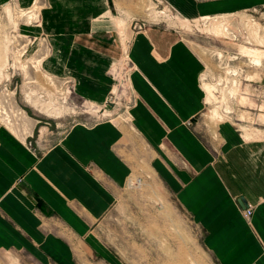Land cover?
<instances>
[{"label": "crops", "instance_id": "1", "mask_svg": "<svg viewBox=\"0 0 264 264\" xmlns=\"http://www.w3.org/2000/svg\"><path fill=\"white\" fill-rule=\"evenodd\" d=\"M233 1L202 7L229 11ZM182 3L194 19L199 8ZM110 4L49 0L48 10L56 13L46 17L55 53L45 67L69 74L76 96L97 105H105L115 87L111 70L119 54L93 40L114 29L100 18ZM127 57L128 124L79 122L41 152L0 126V252L72 264L74 243L100 249L95 227L127 192L132 167L124 151L132 143L143 170L149 166L199 226L216 264H264V140L247 141L230 124L219 126L217 142L200 134L195 121L206 103V67L176 31L151 26L136 32ZM75 251L83 260L79 246Z\"/></svg>", "mask_w": 264, "mask_h": 264}, {"label": "rangeland", "instance_id": "2", "mask_svg": "<svg viewBox=\"0 0 264 264\" xmlns=\"http://www.w3.org/2000/svg\"><path fill=\"white\" fill-rule=\"evenodd\" d=\"M22 1L0 0V126L34 149L46 151L79 122L128 124L127 52L134 34L151 26L176 31L205 64L206 103L195 121L200 134L217 142L219 126L230 124L247 141L264 140V0H235L229 11L202 7L223 0H188L199 8L194 19L186 16L183 0H110L111 11L100 18L114 29L93 39L119 54L106 106L78 98L69 74L47 70L55 44L46 17L56 12L48 10L49 0ZM124 152L132 167L127 192L95 227L101 248L74 243L72 264H216L199 226L149 166L143 170L138 147L129 143ZM134 180L139 187L130 186ZM0 264L40 263L23 251H3Z\"/></svg>", "mask_w": 264, "mask_h": 264}, {"label": "built area", "instance_id": "3", "mask_svg": "<svg viewBox=\"0 0 264 264\" xmlns=\"http://www.w3.org/2000/svg\"><path fill=\"white\" fill-rule=\"evenodd\" d=\"M69 83H72V84H74V82L73 81H69ZM112 98V97H111ZM110 103V100H108V102L106 103V105L107 104H109ZM105 105V106H106ZM28 147H30V148H32V149H34L33 148V145H32V143L31 142H28ZM244 216H245V218L246 219H250L251 218V216H252V210L251 209H249V210H246L245 212H244Z\"/></svg>", "mask_w": 264, "mask_h": 264}, {"label": "bare ground", "instance_id": "4", "mask_svg": "<svg viewBox=\"0 0 264 264\" xmlns=\"http://www.w3.org/2000/svg\"><path fill=\"white\" fill-rule=\"evenodd\" d=\"M130 186L133 187V188H137V187L140 186V183H139L138 180H134V182H132V183L130 184Z\"/></svg>", "mask_w": 264, "mask_h": 264}]
</instances>
